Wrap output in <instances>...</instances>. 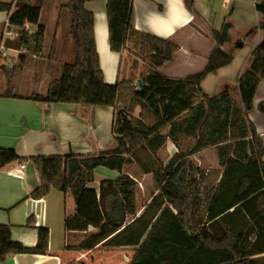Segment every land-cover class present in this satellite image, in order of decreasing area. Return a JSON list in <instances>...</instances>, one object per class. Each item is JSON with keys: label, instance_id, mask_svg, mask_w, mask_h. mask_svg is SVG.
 Wrapping results in <instances>:
<instances>
[{"label": "trees", "instance_id": "1", "mask_svg": "<svg viewBox=\"0 0 264 264\" xmlns=\"http://www.w3.org/2000/svg\"><path fill=\"white\" fill-rule=\"evenodd\" d=\"M93 1L69 0L74 61L63 66L61 77L45 96L33 94L28 99L114 108L116 146L98 155L34 159L40 185L31 196L39 200L52 189L72 196L75 210L65 218V229L95 228L80 250L90 251L100 244L135 247L128 264H264L263 143L248 117L264 81V40L254 48L252 63L238 80L240 107L226 91L209 96L200 88L209 73L232 61L221 49L229 39L230 22L213 32L216 47L204 70L184 79L160 73L178 46L141 33L142 86L130 81L109 85L100 67L94 16L85 8ZM16 2L13 11V2L0 1V12L9 14L8 26L20 31L21 43L39 53L45 33L39 25L43 0ZM132 3L107 0L114 53L124 49L132 32ZM256 11L261 16L258 27L264 31V0H259ZM27 24L37 26L32 35L25 29ZM24 57L21 54L20 60ZM3 71L6 89L0 97H18L13 93L15 70ZM258 110L264 115V103ZM168 142L176 151L163 162L159 153ZM209 148H216L222 172H207L194 162L198 153ZM21 160L14 150L0 151V168ZM98 167L119 176L95 189L91 185ZM147 176L153 178V192L137 215V186ZM48 239V230L39 228L36 247L26 248L11 239L9 226H0V264L11 254H46Z\"/></svg>", "mask_w": 264, "mask_h": 264}, {"label": "crops", "instance_id": "2", "mask_svg": "<svg viewBox=\"0 0 264 264\" xmlns=\"http://www.w3.org/2000/svg\"><path fill=\"white\" fill-rule=\"evenodd\" d=\"M0 1L13 2V11L18 7L16 0ZM68 2L43 0L39 25L45 33L39 53L34 52L32 45L21 43L20 31L8 26L9 14L0 12V76H5L4 68L15 70L13 93L18 96L0 97V151L14 150L22 159L0 168V226H9L11 239L31 249L37 245L39 228L49 232L46 254H11L1 264H128L136 249L104 248L100 244L90 251L80 250L95 228L85 232L65 229V218L75 210L72 196L54 189L39 200L31 196L40 185L34 159L98 155L116 146L112 134L114 108L28 99L33 94L45 96L51 83L61 77L63 66L74 61ZM258 3L259 0H133L132 32L120 53L110 49L107 0H94L85 4V8L94 16L100 67L109 85L121 81L139 83L145 66L139 53L141 33L178 46L179 51L160 68V73L168 78L184 79L204 70L216 47L213 32L230 22L229 39L221 49L232 61L209 73L200 88L209 96L226 91L240 107L238 80L250 67L254 48L264 40V31L258 27L261 22L256 11ZM36 28L25 25L31 35ZM21 54L25 57L20 60ZM18 68L23 70L22 79H17ZM5 89L6 82L1 85L0 94ZM260 103H264V81L258 87L253 110L248 115L262 140L264 162V115L258 110ZM172 149L174 154L176 150ZM205 170L223 171L219 161L216 168ZM118 176L116 171L98 167L91 187L98 189L102 181L115 180ZM130 250L133 252L128 254L126 251Z\"/></svg>", "mask_w": 264, "mask_h": 264}, {"label": "rangeland", "instance_id": "3", "mask_svg": "<svg viewBox=\"0 0 264 264\" xmlns=\"http://www.w3.org/2000/svg\"><path fill=\"white\" fill-rule=\"evenodd\" d=\"M138 49V48H137ZM75 50V49H74ZM135 53V50H133ZM76 52V51H74ZM177 54V53H176ZM175 54V55H176ZM174 55V56H175ZM174 58V57H173ZM135 67H137V63L135 64ZM141 68V66H140ZM16 76L17 79H22V76H24L23 70H20V68L17 69ZM144 71V70H143ZM38 79V78H36ZM6 82V78L4 75L0 76V87L2 83ZM138 114V113H137ZM172 145L168 143L167 147L163 149L159 153V157L163 162H166L168 160V157H170L171 154H173L174 149H172ZM195 161L201 168L204 169H213L217 167L218 164V153L216 148H209L204 151H202L200 154H197L195 156ZM145 179L138 184L137 186V208H138V215L141 213L142 206L145 204V200L150 196V194L153 192V184H152V176L144 177ZM105 248V247H104ZM113 251L114 249H108V251ZM125 252V251H124ZM128 254L132 253L133 251H126ZM114 264V263H113Z\"/></svg>", "mask_w": 264, "mask_h": 264}, {"label": "water", "instance_id": "4", "mask_svg": "<svg viewBox=\"0 0 264 264\" xmlns=\"http://www.w3.org/2000/svg\"><path fill=\"white\" fill-rule=\"evenodd\" d=\"M139 88L142 86V83L140 82V83H138V85H137Z\"/></svg>", "mask_w": 264, "mask_h": 264}, {"label": "built area", "instance_id": "5", "mask_svg": "<svg viewBox=\"0 0 264 264\" xmlns=\"http://www.w3.org/2000/svg\"><path fill=\"white\" fill-rule=\"evenodd\" d=\"M138 84H135V86H137Z\"/></svg>", "mask_w": 264, "mask_h": 264}]
</instances>
